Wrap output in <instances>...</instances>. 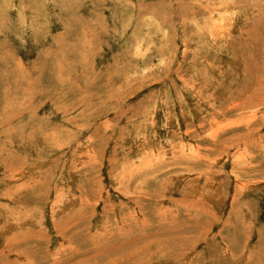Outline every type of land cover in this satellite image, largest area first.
I'll return each instance as SVG.
<instances>
[{"label":"rangeland","instance_id":"374dc122","mask_svg":"<svg viewBox=\"0 0 264 264\" xmlns=\"http://www.w3.org/2000/svg\"><path fill=\"white\" fill-rule=\"evenodd\" d=\"M0 264H264V0H0Z\"/></svg>","mask_w":264,"mask_h":264}]
</instances>
